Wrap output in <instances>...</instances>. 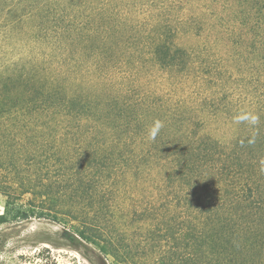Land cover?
Instances as JSON below:
<instances>
[{
	"label": "trees",
	"instance_id": "trees-1",
	"mask_svg": "<svg viewBox=\"0 0 264 264\" xmlns=\"http://www.w3.org/2000/svg\"><path fill=\"white\" fill-rule=\"evenodd\" d=\"M58 1L0 0L2 26L45 14L33 38L81 54L98 35L101 93L39 57L0 67V224H63L112 264H264V0H130L127 26L100 0L101 29L70 10L87 0ZM243 29L258 79L241 97ZM222 115L229 136L210 131Z\"/></svg>",
	"mask_w": 264,
	"mask_h": 264
},
{
	"label": "rangeland",
	"instance_id": "rangeland-1",
	"mask_svg": "<svg viewBox=\"0 0 264 264\" xmlns=\"http://www.w3.org/2000/svg\"><path fill=\"white\" fill-rule=\"evenodd\" d=\"M131 1L118 0L122 16L127 19L124 23L125 26L132 23L131 9L127 7ZM214 1V10L224 14L233 12L238 5L237 0ZM58 2L65 3L66 1ZM85 2L84 10H80L78 7L70 10L75 15H80L79 18L83 21H88L93 16L96 25L101 29L103 22L98 15L101 13L99 10L101 1L87 0ZM79 10L82 11V14H79ZM5 13L3 7L0 6V67L8 62L10 57L28 59L39 57L38 62L45 65L50 73L70 76L71 84L75 82L77 85H83L86 90L98 87L97 90L101 93L99 78L97 75L87 72L89 50H97L100 45L98 35L88 41L87 52L78 53V47H71L70 50L64 52L60 51L53 38L49 40L33 38L34 33L39 34V25H42L43 22L48 24L45 14L27 17L22 25L16 24V28L11 30L12 32H8L2 26L5 23ZM93 13H96V16ZM243 33L244 29L237 32L231 41L233 44L232 53L234 54L237 50L242 54L241 59H238L239 63L241 62V73L239 70L233 71L235 77L240 75V82L237 83V79L232 77L229 83L232 89L238 94H242L241 97H244L245 94L243 89L251 91L253 87L251 81H255L254 77L258 79L257 69H252L250 66L249 44L242 37ZM208 40H212V38ZM98 53L97 50L96 54ZM67 54L69 55V61L66 62L68 64L62 63L63 57ZM219 64H221L220 61ZM19 91L12 90V93L15 95ZM242 106L248 105L242 104ZM231 130L233 128L228 124V115H222L216 122H211L210 131L217 136H229ZM3 213L4 198L0 195V216ZM0 264H112V261L103 255L96 246L81 239L70 227L46 219L32 218L0 224Z\"/></svg>",
	"mask_w": 264,
	"mask_h": 264
}]
</instances>
